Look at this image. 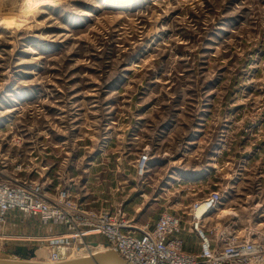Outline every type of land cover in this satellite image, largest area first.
Instances as JSON below:
<instances>
[{
  "label": "rangeland",
  "instance_id": "1",
  "mask_svg": "<svg viewBox=\"0 0 264 264\" xmlns=\"http://www.w3.org/2000/svg\"><path fill=\"white\" fill-rule=\"evenodd\" d=\"M54 3L0 0V172L62 188L70 161L100 202L113 177L141 226L220 191L212 236L264 238V0Z\"/></svg>",
  "mask_w": 264,
  "mask_h": 264
},
{
  "label": "built area",
  "instance_id": "2",
  "mask_svg": "<svg viewBox=\"0 0 264 264\" xmlns=\"http://www.w3.org/2000/svg\"><path fill=\"white\" fill-rule=\"evenodd\" d=\"M150 160V153L143 151L138 159L140 171L147 172ZM0 177L4 178L0 179V255L6 252L3 241L9 240L29 246L26 251L9 249L15 258L38 262L92 256L99 247H106L132 264H264V238L240 237L219 231L220 227L212 236L216 228L206 229L208 218L222 203L220 191L196 200L188 212L166 211L155 222L141 226L124 212L91 207L66 185L47 187L30 177H8L2 172ZM187 224L200 240L197 252L186 250ZM30 228H43L45 233L30 234Z\"/></svg>",
  "mask_w": 264,
  "mask_h": 264
},
{
  "label": "crops",
  "instance_id": "3",
  "mask_svg": "<svg viewBox=\"0 0 264 264\" xmlns=\"http://www.w3.org/2000/svg\"><path fill=\"white\" fill-rule=\"evenodd\" d=\"M113 143H114V141H113ZM102 152L103 153H101V152L100 153H96V154L94 153L96 160H98L100 158V156L101 157L102 156H107V157H105V159H108L110 157L111 150H107V151L106 150H103ZM118 162H119L118 164L119 165L121 164L120 166L123 168V161H121V158L119 159ZM55 164H52L53 166H46V169H51V173L56 172L54 174H59L60 177H61V180H64L65 182L68 181V183H65V185H67L70 188V190L72 191V194L75 195V196L78 195V197L82 201L87 202L91 207H99V208H101L100 205H102L104 208L111 209L114 214H120L122 212L126 213V211L129 209V206L130 205L132 206V205H138V204H140V202H141L140 200H142L141 198H143L142 196H139V195L138 196H134V197L131 196L126 201L127 198L123 197V195L118 196L117 195L118 193H116V191L118 189H120V185H119L120 183L119 182L118 183H115V181L112 180V178H113L112 177L110 179V181H108V183L105 182V181H103V184H102V188L101 189H103L105 191V189L107 188V191H106L107 194L106 195H103L104 197H101L99 200H101V199H104V200H102L101 202L100 201H96V199H93V197H91L92 196L91 194H89V193L82 194V192H83L84 189L83 188H80V186L78 184H73L74 183L75 174L77 172L76 171L77 169L74 168V166H73L74 164H70V161H69V163H64V164H67L68 165L65 168H64V164H62V165H60L58 167H54ZM94 165H95V162H93V164H92V166H91L90 169H94L93 168ZM136 170L138 171V168H136ZM88 171L91 174V171L89 169H88ZM94 176H96V175H93V179H94ZM90 180L91 179L89 177V182H90ZM180 180H184V179L181 177L179 179V181ZM94 196H97V195H94ZM97 204L99 206H96ZM146 210H147V208H146ZM146 210L145 211L144 210L142 211V213L140 214V219H142V217H144L147 214V211ZM183 238H184L185 243H186L185 246H186V250L187 251H189V252H197L199 250V247H198L197 243H195V240H193L191 238H186V237H184V235H183ZM192 242L194 244H191Z\"/></svg>",
  "mask_w": 264,
  "mask_h": 264
},
{
  "label": "water",
  "instance_id": "4",
  "mask_svg": "<svg viewBox=\"0 0 264 264\" xmlns=\"http://www.w3.org/2000/svg\"><path fill=\"white\" fill-rule=\"evenodd\" d=\"M0 264H132L121 257L116 251L108 250L92 256L81 257L59 263L37 262L31 260H17L0 258Z\"/></svg>",
  "mask_w": 264,
  "mask_h": 264
},
{
  "label": "bare ground",
  "instance_id": "5",
  "mask_svg": "<svg viewBox=\"0 0 264 264\" xmlns=\"http://www.w3.org/2000/svg\"><path fill=\"white\" fill-rule=\"evenodd\" d=\"M55 3H54V0H38V5L39 6H47V5H51V6H53ZM201 213V211H199V214ZM106 247H104V248H101V247H99L97 250H98V252H96V253H99V252H105V251H108V250H110V249H105ZM114 251V250H113ZM96 253H94V255L96 254ZM81 258V257H80ZM10 259H17V260H19V258H10ZM73 259V258H72ZM74 259H77V258H74ZM38 262V261H37Z\"/></svg>",
  "mask_w": 264,
  "mask_h": 264
}]
</instances>
